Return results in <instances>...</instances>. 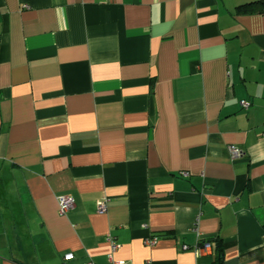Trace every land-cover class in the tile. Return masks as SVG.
Masks as SVG:
<instances>
[{"label": "crops", "instance_id": "crops-1", "mask_svg": "<svg viewBox=\"0 0 264 264\" xmlns=\"http://www.w3.org/2000/svg\"><path fill=\"white\" fill-rule=\"evenodd\" d=\"M263 234L264 0H0V264H264Z\"/></svg>", "mask_w": 264, "mask_h": 264}, {"label": "built area", "instance_id": "built-area-1", "mask_svg": "<svg viewBox=\"0 0 264 264\" xmlns=\"http://www.w3.org/2000/svg\"><path fill=\"white\" fill-rule=\"evenodd\" d=\"M241 106L244 109H247L249 107V104L246 102H242ZM229 152L233 160L241 156V153L239 152V150L235 149L234 147H229ZM57 202H58V211H59V214L61 215H65L74 206L73 199L69 196H61L58 198ZM104 210H105V202L104 201L97 202V211L99 213H103ZM263 239H264V234H263ZM154 243H155V239H150L146 241L147 245H153ZM111 247H112V251L116 250L117 248V246L114 243L111 244ZM188 249L189 248L186 246L182 247V250H188ZM210 249H211V244L207 241H204L200 245H197L192 248L194 254L197 256H200L202 253H206L210 251ZM72 258L73 256L71 254L64 256L65 261L71 260ZM86 264H92V263L88 262Z\"/></svg>", "mask_w": 264, "mask_h": 264}, {"label": "trees", "instance_id": "trees-1", "mask_svg": "<svg viewBox=\"0 0 264 264\" xmlns=\"http://www.w3.org/2000/svg\"><path fill=\"white\" fill-rule=\"evenodd\" d=\"M255 5H258V3H248V4H245V5H241L239 7H237V12H242V13H248V12H251L252 10V7H254ZM216 250H217V255H218V258L220 259L221 257V248H220V245L217 244V247H216Z\"/></svg>", "mask_w": 264, "mask_h": 264}]
</instances>
